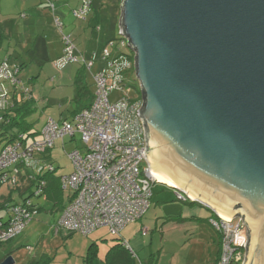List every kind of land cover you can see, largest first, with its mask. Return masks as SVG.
<instances>
[{"label": "water", "instance_id": "1", "mask_svg": "<svg viewBox=\"0 0 264 264\" xmlns=\"http://www.w3.org/2000/svg\"><path fill=\"white\" fill-rule=\"evenodd\" d=\"M118 29L135 53L151 171L242 218V264H264V0H121Z\"/></svg>", "mask_w": 264, "mask_h": 264}, {"label": "built area", "instance_id": "2", "mask_svg": "<svg viewBox=\"0 0 264 264\" xmlns=\"http://www.w3.org/2000/svg\"><path fill=\"white\" fill-rule=\"evenodd\" d=\"M78 2L79 5L72 9V15L84 19L90 11L92 0ZM49 6L53 10V4ZM53 21L61 31L62 22L59 18L54 16ZM117 35L120 46L127 45V38L119 33V29ZM62 39L64 48L61 56L54 61L56 68L62 69L67 64L81 62L87 69H91L95 58L86 59L76 49L70 35L63 34ZM109 45H113V41ZM134 58L132 50L129 55L121 52L115 55L105 46L99 58L104 63L103 67L93 73V102L70 119L48 118L41 129L39 140L28 142L25 134L21 133L13 142L6 143L0 149V184L13 187L18 184L22 168H31L37 175L53 171L52 165L42 164L36 155L52 148L56 140L64 141L66 137L73 140L77 133L80 135L82 146L66 153L72 171L59 176L61 188L71 190L72 195L62 209L55 225L56 230L88 235L105 227L112 235H119L126 225L140 220L151 205L153 185L160 181L151 171L143 152L146 147V131L141 116L137 114L143 102L140 83L135 98L120 93L118 98L110 100L115 91H125L126 72L136 78ZM10 87L14 90H10ZM126 89L129 91L130 87ZM28 92L29 89L21 84L18 77L17 66L6 59L2 60L0 112L8 108L15 94L24 98ZM0 121H3L2 116ZM45 186L44 179L38 180L32 196L44 195ZM173 190L177 199L191 200L184 192ZM5 208L10 219L5 226L0 222L1 242L14 238L38 214L37 205L31 198L17 204H8ZM209 223L218 233L221 243L216 264H242L248 232L243 219L226 218L214 213ZM147 230L142 228V235ZM124 245L128 247L126 241Z\"/></svg>", "mask_w": 264, "mask_h": 264}, {"label": "rangeland", "instance_id": "3", "mask_svg": "<svg viewBox=\"0 0 264 264\" xmlns=\"http://www.w3.org/2000/svg\"><path fill=\"white\" fill-rule=\"evenodd\" d=\"M39 2V0L37 2L33 0L31 5L33 7L31 8L36 9L39 7V9L50 11L45 6L49 2L54 3L56 13L60 16L64 24L63 32L70 34L72 41L78 47V51L84 52L87 48L96 51L94 55L98 60L95 62L94 69H101L103 67L104 63L99 58L105 46L115 55L120 52L126 55L131 53L127 45L120 46V41L117 39V30L112 31V33L103 32L95 26L91 27L87 23L84 24L87 19H76L72 15V9L75 7L74 3L76 0H44L41 4ZM119 6L120 0H93L90 14L87 16L90 17L93 14L96 16L97 14V19L102 20L108 25L110 22L109 27L112 28V23L115 21ZM22 10L25 12L28 9L25 10L24 8ZM103 30H105V27H103ZM110 41H113V45H109ZM93 57V53H91L85 58L92 59ZM80 64L81 62H74L73 64H69L65 70L63 69L62 71H68L70 66L73 65L75 67L71 75L66 72L61 82L59 81L57 71H51L49 68L46 70L49 66H46V69L44 66L46 71L40 75L38 71L43 66L40 67L36 64H28L20 70L19 77L33 91L35 96L37 95L36 98L39 100V105L35 103V109L24 117L25 123L28 125V129L25 131L28 142L40 139V134L36 132L41 131L48 118L54 120H59L60 118L70 119L76 112L93 102L95 92L93 75L91 76L90 72L85 68L86 81L82 82L80 77H77L75 81V74ZM36 72L38 74L36 77H33L31 80L26 79V76ZM124 80L127 83L123 88L125 91H115L110 96V100L118 98L120 93L126 94L130 98L137 96L138 92L136 89L139 86L137 78L130 72H126L124 74ZM127 86L130 87L129 91H126ZM82 105L83 107H81ZM31 132L35 134L29 135ZM5 142L6 140L0 137V149ZM62 142H64V146H62ZM81 146L82 143L78 133L73 140L68 137L64 141L56 140L55 146L51 149V155L48 158L49 162L51 161L56 168V176L67 175L72 171V165L66 153ZM9 190L8 185L0 184V194H7ZM51 190L52 192L49 198H45L44 195L30 197L31 201L39 208L38 214L25 225L20 234L0 246V258L5 253H11V255H14V264H24L25 260L30 259L31 253L35 255L38 253L39 264L45 263L47 257L51 258L49 264H54L51 262L54 260L56 263L60 262V264L63 262L67 263V261L68 264H74L75 261L78 262L83 259L92 240L98 242L96 253H98L100 258L108 249L105 245L108 241L107 239L109 241L112 240V242L117 241L113 239L116 236H113L110 232V234L106 232L105 227L98 228L94 233L92 232L93 234L88 235L76 232L69 233L66 230H60L59 233H55L54 227L62 209L68 203L72 191L69 189H61L59 184ZM152 193L151 205L147 212L140 220L133 222L135 224H128L129 228L132 227L131 231L126 232L125 230L122 234L128 240L133 253H135L136 261L141 260V264H194L195 260L200 258V255L197 253L219 252L220 240L218 234L209 223L203 224L202 226L206 232L205 230L202 231L201 226L196 229V223L194 221H187V225H183V222L179 223V221H176L178 217H174L181 214L182 208L186 207H191L202 213H209L205 207H200L199 204L192 206L185 204L183 201L177 199L172 188L163 183H155L152 188ZM12 195L13 198H17V192L15 190L12 192ZM13 203L9 202V204ZM5 212L7 213L6 210ZM142 227L148 228L144 235L139 231ZM204 234L207 236L204 237ZM212 234L215 237L214 242H211L212 239H210V235ZM18 239L22 242L13 245V242ZM218 240L219 245L217 243ZM96 259L98 261L99 257H96Z\"/></svg>", "mask_w": 264, "mask_h": 264}, {"label": "crops", "instance_id": "4", "mask_svg": "<svg viewBox=\"0 0 264 264\" xmlns=\"http://www.w3.org/2000/svg\"><path fill=\"white\" fill-rule=\"evenodd\" d=\"M34 1L37 2V0H34ZM39 1H40L39 4L44 2V0H39ZM32 3H33V0H0V59L4 55H8V57L12 63H15V64L21 66L20 70L24 66H27L28 64H30V65L36 64L40 67L43 66V68L38 71L39 75L42 72L45 73V71L48 70V68L51 71H57L58 76H59V81L61 82L62 79H64L66 72L69 75H71V73H73L75 67L72 65L68 68V71H62L63 69L65 70V68H67L69 64H67L62 69H58L54 65V61L62 54V51L64 48L62 33L55 26L54 21H53L54 16H57L59 18H60V16H58L56 13L57 11H56L55 5H54L53 10L51 8H49L50 11H48L46 9H39V7L36 9H33V8H31V7H33V6H31ZM74 5H75L74 8H76L79 5L78 0H76ZM92 5H93V1H92ZM24 8H25V10L26 9H28V10H26L24 12V10H22ZM45 8H48V7L45 6ZM89 14H88V16H89ZM88 16L86 18L87 21H85L84 24L87 23V25H90L91 27L92 26L93 27L95 26L96 28L98 27L97 29H99L100 31H103V32L112 33V31L114 32L115 30L118 31V24H119V18H120V6H119V10L117 11V14H116L115 21L112 23V28L109 27L110 22L108 25L107 23H104L102 20L100 21V19H97V17H98L97 14H96V16L94 14L90 17H88ZM103 27H105V30H103ZM83 29H84V27H83ZM63 30H62V32H63ZM86 40H87V38H86ZM89 43H88V45H89ZM77 49H78V47H77ZM95 52H96L95 50H93V49L90 50V48H87L82 53H84V56L86 57V56H89L91 53L95 54ZM97 60H98V58L94 60V63H93V66L91 67V69H87L81 63L79 65L77 71H76L75 81H76L77 77H80L82 82L86 81V73H85L86 69L90 72V74L92 76L93 73H95L99 69V68L94 69L95 62ZM70 64H73V63H70ZM44 66H45V69H46V66H49V67H47V69L45 70ZM36 75H38L37 72L29 74L28 76H26V79L31 80L33 77H36ZM31 95H32L33 104L37 103V105H39V100L36 98L37 95L35 96V94L33 93L32 90H31ZM81 107H83V105ZM50 154H51V152H50ZM51 185H52L51 187H53L55 185V183L53 182V183H51ZM48 189H49L48 191L51 190L50 187ZM12 192L13 191L9 190V193H7V194L6 193L0 194V218H2L3 220H6L7 215H8L5 212L4 204L21 200V194L19 191H16L17 192V198L16 199L13 198ZM51 192H49V194L47 193L46 195L44 194V197L49 198V195L51 194ZM152 197H153V195H152ZM151 200H152V198H151ZM190 206H192V205H190ZM200 207H203V206H200ZM207 210L209 211V213H202V212L197 211L196 209H192L191 207H189V208L186 207V208H182L181 214L174 216V217H178L176 221H179V223L183 222V225H187V221H194L196 223V229H197V227H199V226L202 227L203 224H206V223L208 224L210 217L213 216V213L209 209H207ZM132 224H135V223H132ZM102 228H104V227H102ZM127 228H129V225H126L121 230V232L119 234L120 240L112 242V240L109 241V239L106 238L108 241L106 242L105 245H106V248H108V249L103 254V256L101 258H100V256H98V253H95V255L92 259L87 260L86 257L88 255V250H89L90 244L94 243L95 249L98 248V242L96 240H92L88 246L87 253H85V255L83 256V259H81L82 258L81 257L80 258L81 260L78 262L75 261L74 264H105L104 261L106 259L108 250L118 243H120L123 246L124 241H126L128 243L129 249L128 248H126V249L132 253L130 255L129 264H141L140 258H138L140 261H138V260L136 261L135 253H133V251L131 250L128 240L125 239L124 236H122V234L125 230H126V232L132 230V227H130L129 229H127ZM142 228H147V227H142ZM142 228H140V230H139L140 232H141ZM96 230H98V229H96ZM105 230H106V232L109 233L107 228H105ZM204 230L205 229L202 227V231H204ZM54 232L59 233L60 230L59 229L56 230V228L54 227ZM104 236H106V235H104ZM203 236L206 237L207 235L204 234ZM210 236H211L210 239H212L211 242H214L215 237L213 236V234ZM218 237H219V235H218ZM95 239H97V238L95 237ZM113 239H116V237H114ZM219 240L217 242L218 245H219ZM21 242L22 241L21 240L19 241V239H18L15 242H13V245H17ZM218 251L219 252H217V253H197L198 255H200L199 256L200 258L196 259L194 264H216L217 259H218L219 254H220V250H218ZM137 254L139 255V253H137ZM9 255H11V253H8V254L5 253V255L2 258H5L6 256H9ZM37 255H38V253L36 255L31 253L30 254L31 260L30 259L25 260L24 264H29V263L39 264V262H38L39 259H38ZM11 256L14 257V255H11ZM96 257L97 258L99 257L98 261H97ZM2 258H0V260ZM50 260H51V258L47 257L46 262L43 264H49ZM51 262H53L54 264H60V262L56 263L55 260L51 261ZM62 264H68V261H67V263L63 262Z\"/></svg>", "mask_w": 264, "mask_h": 264}, {"label": "trees", "instance_id": "5", "mask_svg": "<svg viewBox=\"0 0 264 264\" xmlns=\"http://www.w3.org/2000/svg\"><path fill=\"white\" fill-rule=\"evenodd\" d=\"M50 4H53V2H49L46 7L50 8V6H49ZM53 8H54V4H53ZM91 8H92V2H91L90 11H91ZM87 15H86V17L84 19H82V18H76V19L86 20ZM55 17H57V16H55ZM59 20L62 22L61 33L63 35V34H65L64 32H62L64 24H63V21L60 18H59ZM68 35H70V34H68ZM73 44H74V42H73ZM75 47H76V45H75ZM76 49H77V47H76ZM93 56H94L93 58H95L94 54H93ZM4 59L8 60L12 65L17 66V68H18V77H19V72H20L21 66L15 64V63H12L10 61L8 55H4L0 59V63ZM95 59H97V58H95ZM88 60H90V59H88ZM19 79L21 81V84H23L24 87H27L26 83L20 77H19ZM27 88L29 89L28 96L26 95V96H24V98H19V96L17 97V94H15L13 99L10 101V105L8 106V108L6 110H4L3 112H0V116L3 117V121H0V137H2V139L6 140L5 144L13 142L17 138L18 134H21V133L25 134V131L28 129V125L25 123L24 117L28 113H30L32 110L35 109V105L33 104L31 90H30L29 87H27ZM10 90H14V89L12 87H10ZM18 92L21 93V91H18ZM40 132H36V133L40 134ZM33 134H35V133H32V132L29 133V135H33ZM25 137L27 139V135L26 134H25ZM63 144H64V142H63ZM52 148L46 150L43 153L37 154L36 157H37L38 160H40V162L42 164L43 163H48V164L52 165L53 171H45L41 175H37L35 173V171L33 169H31V168H22L20 170L19 175H18V177H19L18 178V184L13 186V187H9V189L11 191L16 190V191H19L20 194H21V200L15 201L13 204H17V203H19L20 201H22L24 199L30 198L32 196V194H33V188L36 185V182L38 180H40V179H44L46 181V186H45V192L46 193L44 192L45 195L47 193L49 194V192L52 191V190L48 191L49 187L52 189V188H55L58 184L60 186L59 176L55 175L56 168L54 167V165H53V163L51 161L49 162V159H48L50 157V155H51L50 152H51ZM52 181L55 183V185L53 187H51L52 186L51 183H53ZM152 195H153V193H152ZM183 202L185 204H188V205L199 204L198 202L191 201L189 199L186 200V201H183ZM8 204L9 203H5L4 204V208ZM5 210H6V208H5ZM38 211H39V208H38ZM7 214H8V217L6 218V220H3L2 218H0V222L3 224L2 226H5L8 223V220L10 219V215H9L8 212H7ZM24 227H23V229H24ZM23 229H22V231H23ZM113 236H116V240H120V237L118 235H113ZM9 241H7V242H9ZM5 243L6 242H1L0 241V246H2ZM220 245H221V243H220ZM126 248H128V247H126L124 244L122 246L120 243H118V244L114 245L112 248H110L108 250V252H107V256H106V259L104 261L105 264H129L130 255L132 253L129 252ZM95 253H96V249L94 247V243H91L90 247H89V250H88V255L86 257L87 260L92 259L94 257V255H95ZM29 264H31V263H29Z\"/></svg>", "mask_w": 264, "mask_h": 264}, {"label": "bare ground", "instance_id": "6", "mask_svg": "<svg viewBox=\"0 0 264 264\" xmlns=\"http://www.w3.org/2000/svg\"><path fill=\"white\" fill-rule=\"evenodd\" d=\"M154 175L157 177V179L160 181V182H163L161 179H160V177L154 172ZM165 183V182H164ZM168 185H172V184H169V183H167ZM172 186H174V185H172ZM193 199H195V198H193Z\"/></svg>", "mask_w": 264, "mask_h": 264}]
</instances>
